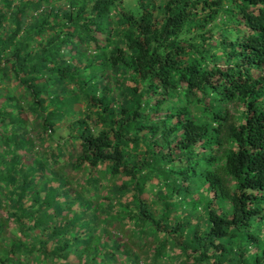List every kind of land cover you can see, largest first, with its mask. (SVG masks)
<instances>
[{"label": "trees", "instance_id": "obj_1", "mask_svg": "<svg viewBox=\"0 0 264 264\" xmlns=\"http://www.w3.org/2000/svg\"><path fill=\"white\" fill-rule=\"evenodd\" d=\"M51 1L0 0V80L12 79L18 96L5 104L29 102L45 133L66 123L36 165L0 158V208L15 230L0 264H119L115 255L136 264L106 230L122 221L135 237L158 238L149 264L167 246L180 264L264 261V0H134V17L118 12L130 28L121 31L109 16L119 0L57 11L43 7ZM220 12L225 27L212 24ZM204 42L222 46L225 66ZM108 70L125 75L117 106L103 86ZM228 103L239 106L235 122ZM71 141L86 187L74 194L58 176L42 189ZM9 144L29 142L13 135ZM97 168L118 179L115 190L100 186ZM199 204L201 227L190 222Z\"/></svg>", "mask_w": 264, "mask_h": 264}, {"label": "rangeland", "instance_id": "obj_2", "mask_svg": "<svg viewBox=\"0 0 264 264\" xmlns=\"http://www.w3.org/2000/svg\"><path fill=\"white\" fill-rule=\"evenodd\" d=\"M75 1L76 3L79 2V0H54L51 1L50 4H43L44 8L51 9L52 11H57L60 8H71V2ZM91 2L92 0H87ZM163 0H153L152 4H161ZM229 3H225L222 6V10H225V7L228 6ZM120 11L121 14L123 13H130L133 17L138 12L137 5L135 4L134 0H119V4L116 6L114 11L110 12L109 16L111 17V26L116 27L119 31L123 29L130 30L129 27H126V23L121 21L120 15H118V12ZM53 13V12H52ZM202 13L199 12V16H201ZM213 25L219 24L221 27H225L228 24L227 19L222 18V12L218 14V16L212 21ZM105 31V26L103 24V30L100 32L102 35V32ZM197 32H195L196 34ZM98 34V33H97ZM220 37H223V35H226L225 32L222 30L220 31ZM197 35V34H196ZM185 37L193 38V34L189 32V34H185ZM231 38V36H229ZM219 42V41H218ZM197 43H201L200 41ZM207 42L202 43L203 49L205 52H207V55H215L217 57V61L219 65L225 66V63L222 60L221 53L223 52L222 46H215L214 48H211V45H207ZM209 43H212L216 45V43L212 40H209ZM221 58V60L219 59ZM103 86L106 91V93L109 96H112L114 100V105L117 106V104L120 105L124 98L125 91L122 89L121 85L125 83V75L121 73H114V71L108 70L104 73L103 78ZM16 86L14 85L12 79L9 80H0V91H4L0 95V113L5 112V110H8L11 112L9 116H6L0 122V158L1 163H5V161L11 157H19L24 162L25 166L32 167L33 164V157H37L38 154L42 157L45 154V151H50L54 146V140L53 136L57 134L59 137L65 136L64 126L65 122L62 123V125L54 131V133H45L42 128L39 120L36 116H33L29 112L28 104L29 102L23 101L22 99H18L17 103H11L8 102L5 104V100L8 99L7 96H15L17 99L18 96L15 94ZM153 99V98H152ZM169 104H172L170 102ZM165 104L161 105L160 107L163 109ZM225 109L227 111V115L230 118L231 121L237 120L238 118V112H240L239 106L236 103H228L225 105ZM14 111V112H13ZM164 113V110H161L158 113V117H160ZM193 113L195 111L193 110ZM78 115H74L73 119H76ZM82 118H84V114L81 113ZM89 128L95 133L97 131V126L92 122L88 121ZM13 135L18 136V139L24 140L29 142L28 145L25 144V146L15 148L13 144H9L8 146L3 145V139L5 137H12ZM27 147V149H25ZM25 149V150H24ZM81 146L77 141H71L68 144V147L64 151V154H62L61 157L57 160V164L54 166H51V169H48V178L47 181H43L41 184V188L44 189L47 183H50V185L57 187L59 184L58 176L63 177L65 180V190H72L75 191L74 194H78V191L80 189H84L86 186L82 185L85 182V179H87L88 175L85 171V169L82 168V170H79L77 168V164L75 163L76 158L78 155H81ZM221 157V156H219ZM216 164L220 167V161H218ZM38 169V168H37ZM39 170V169H38ZM97 172H95L96 177L97 176H103L104 180L101 182L100 186L112 189L111 191L115 190V187L117 184H119L118 179H113L114 177H111L109 175H106L103 173L102 168L96 169ZM40 177L42 176V172L36 173ZM42 179V178H41ZM34 183H36V180H34ZM58 183V184H57ZM115 186L113 187V185ZM81 186V187H80ZM5 198V197H4ZM3 199V197H1ZM125 197L122 198L121 201H124ZM0 203L2 205L3 202L0 200ZM200 206L197 208L196 212H192V217L190 222L193 224L197 223L200 227L202 226V220H203V209ZM75 207V206H74ZM194 209V207H192ZM103 210H106L103 208ZM114 210V209H113ZM8 217L4 215V210L0 208V220L2 221L3 226L0 228V247H3L5 249V244L3 239L11 238L10 232H14V226L11 222H7ZM131 222H114L112 224H109L106 228L107 232L114 238V241L120 243L121 250L127 251L128 253L136 256V264H149V257L150 254L153 252V249L155 247V244L157 243L158 238L152 237L148 235L146 232L144 236H138L135 237L133 235V232L130 230ZM164 253L166 256L158 261V264H180L178 254L175 250L170 249L168 246L164 249ZM126 258L123 256L115 255L113 257V263H119L126 262ZM259 264H264V261L259 262Z\"/></svg>", "mask_w": 264, "mask_h": 264}]
</instances>
